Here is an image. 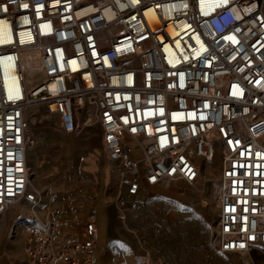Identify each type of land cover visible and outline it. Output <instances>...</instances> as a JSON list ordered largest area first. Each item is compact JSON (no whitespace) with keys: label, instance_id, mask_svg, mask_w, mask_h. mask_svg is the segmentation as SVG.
<instances>
[{"label":"built area","instance_id":"2783aa9c","mask_svg":"<svg viewBox=\"0 0 264 264\" xmlns=\"http://www.w3.org/2000/svg\"><path fill=\"white\" fill-rule=\"evenodd\" d=\"M32 105L66 134L95 117L121 221L220 159L215 247L264 250V0H0V218L24 227L28 264H94V216L65 236L37 215Z\"/></svg>","mask_w":264,"mask_h":264},{"label":"rangeland","instance_id":"374dc122","mask_svg":"<svg viewBox=\"0 0 264 264\" xmlns=\"http://www.w3.org/2000/svg\"><path fill=\"white\" fill-rule=\"evenodd\" d=\"M28 116L34 140L27 162L32 186L42 196L37 215L60 223L65 236H82L94 216L100 235L94 264H264V250L220 253L215 247L220 159L205 163L195 184L179 181L154 189L139 211L121 221L116 207L120 171L107 158L95 117L72 135L61 131L44 105H32ZM131 156L139 159L143 152L134 149ZM12 219V210L6 222L0 218V264H28L25 229L12 231Z\"/></svg>","mask_w":264,"mask_h":264},{"label":"bare ground","instance_id":"6f19581e","mask_svg":"<svg viewBox=\"0 0 264 264\" xmlns=\"http://www.w3.org/2000/svg\"><path fill=\"white\" fill-rule=\"evenodd\" d=\"M23 57L25 58V61H26V67L28 68V70L31 69L30 64H32L34 62L33 61V55H23ZM27 79H28V81H32L33 80L28 75H27Z\"/></svg>","mask_w":264,"mask_h":264},{"label":"crops","instance_id":"0c3cea01","mask_svg":"<svg viewBox=\"0 0 264 264\" xmlns=\"http://www.w3.org/2000/svg\"><path fill=\"white\" fill-rule=\"evenodd\" d=\"M5 222H6V220H5ZM9 225H10V224H9ZM9 225H8V226H9ZM0 226H1V224H0ZM5 227H7V226L4 225V230H5ZM7 229H8V228H7ZM0 230H1V229H0Z\"/></svg>","mask_w":264,"mask_h":264},{"label":"snow or ice","instance_id":"6c2138e0","mask_svg":"<svg viewBox=\"0 0 264 264\" xmlns=\"http://www.w3.org/2000/svg\"><path fill=\"white\" fill-rule=\"evenodd\" d=\"M241 247H243V245H241Z\"/></svg>","mask_w":264,"mask_h":264}]
</instances>
